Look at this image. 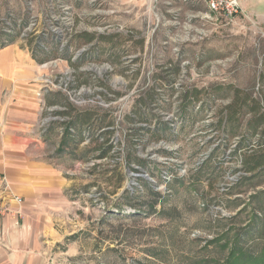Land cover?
Wrapping results in <instances>:
<instances>
[{"label":"rangeland","instance_id":"rangeland-1","mask_svg":"<svg viewBox=\"0 0 264 264\" xmlns=\"http://www.w3.org/2000/svg\"><path fill=\"white\" fill-rule=\"evenodd\" d=\"M6 21L15 23L16 33L5 34ZM85 32L103 38L86 42ZM8 44L31 52L53 50L39 64L35 81L42 94L43 88L61 90L73 107L98 111L101 106L113 118L112 127L105 126L114 131L106 158L95 159L96 151H88L81 159L89 139L73 155L59 151L62 127L57 123L40 145L60 180L49 217L53 228L43 234L50 264H223L233 244L261 245L264 195L250 194L264 188V181L258 187L249 184L264 179V170L242 181L240 158L233 154L240 134L250 132L246 122L252 113L241 109L235 135L217 120L219 109L233 100V88L240 100L253 97L258 112H264V20L210 14L206 0H0V47ZM89 48L79 70L92 72L104 86L97 80L79 89L67 84L65 91L73 67L63 56L77 62ZM173 63L180 66L178 74ZM164 76L173 80L168 83ZM150 87L156 88V103L144 108L143 118L124 119ZM192 87L203 89L198 100L182 99ZM45 107L42 117L54 118L42 133L48 122L64 119ZM156 119L169 123L166 139L153 141L142 130L126 140L129 127L155 128ZM128 144L146 159V168L124 167ZM117 163L126 174L123 187L138 189L131 202L139 215L120 200L123 187L109 192L118 179ZM146 186L158 194L151 195ZM149 200L158 203L156 214L145 213Z\"/></svg>","mask_w":264,"mask_h":264},{"label":"crops","instance_id":"crops-1","mask_svg":"<svg viewBox=\"0 0 264 264\" xmlns=\"http://www.w3.org/2000/svg\"><path fill=\"white\" fill-rule=\"evenodd\" d=\"M240 9L248 19L264 20V0H240ZM40 63L30 48L0 47V172L23 197L21 216H0V264H50L43 250V234L53 228L49 217L60 180L40 151L55 124L42 133L39 122L43 104L57 105L58 97L46 89L42 94L36 83Z\"/></svg>","mask_w":264,"mask_h":264},{"label":"trees","instance_id":"trees-1","mask_svg":"<svg viewBox=\"0 0 264 264\" xmlns=\"http://www.w3.org/2000/svg\"><path fill=\"white\" fill-rule=\"evenodd\" d=\"M85 36L86 42H91L95 38L100 39V37L103 38L102 35H94L89 34L88 32H85L82 34ZM92 48H89L87 50H83L79 57L77 58V62L73 61L75 59L72 58V56H63L64 59H67L69 64L73 67L72 69V76L73 79L68 82L69 88H75L79 89L82 84H89V83H96V81H99V78L97 80H94V76L92 72H88L85 70H79V65L83 60L86 59L89 52H91ZM32 56L34 59L38 60V62H45L47 61V55L53 53V50H47L42 47H36V49H33ZM55 52H59L58 49H54ZM48 53V54H47ZM42 56V57H40ZM93 57V56H91ZM171 63V61H169ZM168 65V64H167ZM173 72L175 74H178L180 70V66L178 63H173ZM165 70L168 71V68H165ZM82 77V79H80ZM166 79L168 83H170L173 78L164 76L162 77ZM98 83L103 84V81H99ZM108 88V91L111 92L110 87ZM234 89V96L232 97L233 100L229 102L227 105H223L219 111H218V120L217 123L219 126H224L226 128L229 127L230 132L232 135H235L237 133V129L239 128V125L241 124V109H244V106L248 108V112L252 113V118L249 119L246 124L248 129L250 130L249 133L240 134V139L238 140V147L233 150V154L240 158V164H241V170L244 172L242 175V181L249 182V180H252L254 177L258 176L261 171L264 170V141L261 139L259 128L261 127L260 124H262L264 127V112L260 113L259 105L257 101L253 97H246L244 99H239L237 97V88ZM53 93L58 97V104L62 105V110H56L53 109L52 111H48L51 114L55 115H62L64 117L63 120H53L48 122L51 126L55 123L60 124L62 127V140L60 141V146H58L59 151H63L66 153V149L68 148L67 145L71 143V147L68 150V154H72L74 152V148L77 147L78 144L83 142L86 138L89 139L87 146V149L84 151V155H82L81 159H86L85 155L88 153V151H96V155L94 156L95 159L99 158H106L111 153V150L114 145H112L111 137L114 133L113 129L106 128L105 126L112 127L113 124V118H109L107 116V113L102 109L101 106H99L98 111L91 110V108H83L78 109L76 107H73L70 102H68V95H66L61 90H52ZM51 90L47 91L52 92ZM203 92L202 88H186L183 91L182 99L189 98V96L194 99L198 100L200 94ZM115 96L120 95L119 92L114 91ZM104 96H106V92H102ZM156 97H157V91L155 87H150L147 89L146 93L144 95H141L137 98V104H136V111L132 112V115L130 112H127V114L124 115V119L127 121H133L135 116H138L140 119L144 117L143 113L144 108L151 104L156 103ZM55 104V103H54ZM56 105V104H55ZM50 107V106H49ZM46 108V107H45ZM47 109V108H46ZM47 112V111H46ZM106 120L107 123H106ZM158 120V119H156ZM106 123V124H105ZM46 128V127H45ZM106 128V129H104ZM47 129V128H46ZM101 131L98 134V131ZM129 133L125 134L126 140L130 142V139H132L131 134H139L142 130L144 133H149V136L153 141L166 139V136H169L171 134L170 125L167 121L159 119L157 122V125L155 128L145 127L144 125L140 127H129ZM145 130V131H144ZM264 131V129H263ZM133 132V133H131ZM168 133V135H165V133ZM130 134V135H129ZM259 134L258 139H255L256 136ZM99 137L102 139L100 141ZM130 145L125 156H124V167L125 168H131L135 171L137 168L133 167V164L138 165L140 168H146L147 162L146 159H142L135 153L134 145ZM66 147V148H65ZM117 169L118 179L116 182H114V185L112 186V189L109 191L111 194H114L119 190V188L123 187V181L126 178V174L124 171V168L121 167V164L115 165ZM140 180V178H139ZM264 179H261V181H257L255 183L249 184L251 187H258L261 185V182H263ZM124 188V187H123ZM148 191L151 195H156L158 192L154 191L153 188L147 187ZM137 191L138 189H135V187H131L129 189L124 188L123 192L121 193L120 200L125 201L127 205H130L133 208H137V212H133V215H139L141 211L138 209V207L132 203L131 201L137 197ZM264 195V188H261L253 193L250 194L252 198L259 197L261 195ZM262 200H264V196L262 197ZM264 202V201H263ZM146 209V214H156L157 213V204L155 200H149L148 202H144ZM262 209V208H261ZM263 226V225H262ZM262 226L259 228L262 229ZM260 246L255 249L246 248L242 244H233V246L230 247L226 257L224 258L223 264H264V234L260 237Z\"/></svg>","mask_w":264,"mask_h":264},{"label":"built area","instance_id":"built-area-1","mask_svg":"<svg viewBox=\"0 0 264 264\" xmlns=\"http://www.w3.org/2000/svg\"><path fill=\"white\" fill-rule=\"evenodd\" d=\"M206 7L210 14L219 15L225 19H231L234 16L241 14L242 12L240 9V0H206ZM244 16L248 18L245 14ZM6 24H8V22ZM14 24L11 25L8 24L6 26L9 29L5 31V34L16 33L12 31V28H14ZM2 40H4V38ZM72 79L73 76L72 78L68 79L67 82H65L64 85L65 91H67L68 82H70V80ZM43 89L45 90V88ZM55 107L56 105L46 108L48 111H52L53 108ZM50 118H54V116L53 117L41 116L39 124L42 131L44 130L43 126L48 120H50ZM22 203H23V197L13 191L10 185L9 178H7L5 173L0 172V216L5 214H9L17 217L21 216L20 206Z\"/></svg>","mask_w":264,"mask_h":264}]
</instances>
